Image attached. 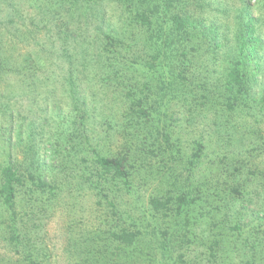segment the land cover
Segmentation results:
<instances>
[{
    "label": "rangeland",
    "instance_id": "obj_1",
    "mask_svg": "<svg viewBox=\"0 0 264 264\" xmlns=\"http://www.w3.org/2000/svg\"><path fill=\"white\" fill-rule=\"evenodd\" d=\"M141 2L0 0V174L19 180L0 264H264V102L226 77L244 7L264 84V0H203L215 48L169 34L164 5L139 28ZM96 155L128 179H98Z\"/></svg>",
    "mask_w": 264,
    "mask_h": 264
},
{
    "label": "trees",
    "instance_id": "obj_2",
    "mask_svg": "<svg viewBox=\"0 0 264 264\" xmlns=\"http://www.w3.org/2000/svg\"><path fill=\"white\" fill-rule=\"evenodd\" d=\"M201 2L203 0H185L179 3L175 0H154L153 2L151 0H143V2L139 3L140 6L135 12L134 21L139 28L152 26V16L157 13V8H161L164 5L169 10L166 21L169 34L177 33L183 42L189 41L191 35H197L199 38H202L201 40L208 41L212 48L217 47L219 42L224 43V41H227V43H230L231 40L221 35V27L217 25V22L213 20L208 21L202 12H199L198 16L196 15L195 10H197V7H200ZM233 23L236 27L233 37L236 53L234 51L231 52V54L233 53L232 65L226 74L231 87H233L229 89L228 97L229 99L236 97L238 91L249 95L258 86L259 88L256 89H259L258 94L261 95V100L264 102L263 82H258L254 74H251L247 70L251 63L254 65L253 61L257 60L259 47L261 48L260 44L262 40L256 35L255 19L251 11H244L243 7L233 16ZM190 47L192 48V46ZM208 54V57L211 58L217 56L214 49ZM181 57L185 59L186 53L183 52ZM255 66L257 68L258 64H255ZM92 171L96 173L98 179L106 181L107 178L115 181H126L129 177L125 158L118 156L105 157L96 155ZM16 183H19L18 175L14 171L12 162H8L1 168L0 198L10 206H12L15 196L14 187ZM233 191L235 192L236 189H233ZM190 203L186 196H176L178 208L187 206ZM131 237L128 234L123 237L124 244L128 245L131 242Z\"/></svg>",
    "mask_w": 264,
    "mask_h": 264
}]
</instances>
